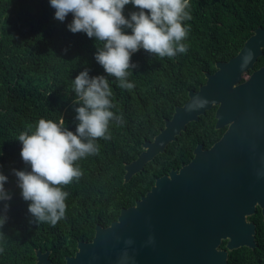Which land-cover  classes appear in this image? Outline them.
<instances>
[{
	"label": "trees",
	"instance_id": "trees-1",
	"mask_svg": "<svg viewBox=\"0 0 264 264\" xmlns=\"http://www.w3.org/2000/svg\"><path fill=\"white\" fill-rule=\"evenodd\" d=\"M132 11L136 9L126 5L124 15ZM188 11L192 18L185 24L190 31L183 41L187 52L160 58L141 49L131 57L138 65L128 76L134 88L125 90L94 59L100 46L95 38L68 30L71 14L61 22L54 18L49 0H0V172L8 177L4 187L12 197L0 202V213L4 203L9 205L0 227V264H35L36 252H47L53 264H64L79 242L91 241L95 226L108 227L121 209L133 206L149 191L155 179L186 165L197 145L208 149L221 137L226 127L215 128L212 106L187 123L142 170L123 179L124 166L158 134L174 108L186 102L188 92H196L216 63L234 57L255 29L264 28V0H190ZM263 66L264 48L252 71ZM85 69L90 76L109 79L111 110L122 116L123 123L110 121L111 139H98V154L75 162L81 178L60 186L68 193L65 217L55 226L36 224L12 173L27 168L16 139L41 118L57 122L63 118L75 133L72 80ZM245 221L254 226V247L226 251V264H264L259 208ZM225 243L221 241L217 249L225 250Z\"/></svg>",
	"mask_w": 264,
	"mask_h": 264
},
{
	"label": "water",
	"instance_id": "water-1",
	"mask_svg": "<svg viewBox=\"0 0 264 264\" xmlns=\"http://www.w3.org/2000/svg\"><path fill=\"white\" fill-rule=\"evenodd\" d=\"M262 48L264 28H258L234 57L216 63L204 84L188 92L186 102L124 166L123 179L142 170L212 106L215 128L226 127L221 137L208 149L197 145L186 165L155 179L108 227L95 226L91 241L79 242L64 264H119L126 247L128 264H226V251L254 247V226L245 217L258 207L264 220V176H257L264 172V66L252 71ZM196 97L208 104L192 108ZM149 236L154 244L147 243ZM127 239L133 241L130 246ZM221 241H226L225 250L217 249ZM35 260L53 264L47 252H36Z\"/></svg>",
	"mask_w": 264,
	"mask_h": 264
},
{
	"label": "clouds",
	"instance_id": "clouds-1",
	"mask_svg": "<svg viewBox=\"0 0 264 264\" xmlns=\"http://www.w3.org/2000/svg\"><path fill=\"white\" fill-rule=\"evenodd\" d=\"M49 3L55 9V19L63 22L72 15L67 25L70 32L95 38L100 46H96L94 59L121 89L134 88L128 76L138 65L131 57L141 49L160 58H174L188 50L183 41L190 31V26L185 24L192 18L188 11L190 0H49ZM129 4L136 11L126 17L124 9ZM251 55L249 51L248 57ZM107 77L90 76L85 69L72 80L75 133L65 126L63 118L58 122L41 118L34 128L29 125L17 136L20 157L27 168L13 169L12 173L36 224L55 226L65 217L68 193L60 186L81 178L82 170L75 162L98 154V139H111L110 121L123 123L122 116L111 110L113 93ZM207 104L206 99L196 97L191 107L203 108ZM257 176H264V172H258ZM7 181L8 177L0 172V202L12 198L4 187ZM8 208L4 203L0 227L7 220ZM124 243L130 246L133 241L127 239ZM147 243L154 244V237L149 236ZM130 259L126 247L119 256V264H128Z\"/></svg>",
	"mask_w": 264,
	"mask_h": 264
},
{
	"label": "rangeland",
	"instance_id": "rangeland-1",
	"mask_svg": "<svg viewBox=\"0 0 264 264\" xmlns=\"http://www.w3.org/2000/svg\"><path fill=\"white\" fill-rule=\"evenodd\" d=\"M248 77V74L247 73H243L242 75H241V78L242 79H246Z\"/></svg>",
	"mask_w": 264,
	"mask_h": 264
}]
</instances>
